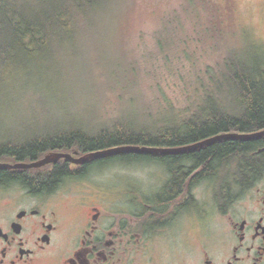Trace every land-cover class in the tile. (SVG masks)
<instances>
[{
    "label": "trees",
    "instance_id": "16d2710c",
    "mask_svg": "<svg viewBox=\"0 0 264 264\" xmlns=\"http://www.w3.org/2000/svg\"><path fill=\"white\" fill-rule=\"evenodd\" d=\"M219 3L185 0L181 7L193 25L202 31L205 27L204 31L211 33L210 48L220 50L212 64L205 63V67L197 70L204 73L207 81L200 82L196 106L186 109L183 120L174 121L177 116L166 117L167 121L166 118L144 120L122 114L96 127L84 121L46 123L50 110L46 116L42 109L61 100L60 84L71 87V79L77 84H87L95 78L92 67L84 69L88 73L66 71L70 63L90 59L87 44L108 23L113 13L110 10H119L120 17L127 13L130 16L132 11L120 6L118 0H0V161H31L50 151L78 150L84 154L126 144L175 147L221 132L264 128V58L244 51L238 53L226 43L227 31L222 26ZM202 11L207 12L209 21L202 22ZM175 14L180 12L174 11L164 19L171 23L176 19ZM198 33L203 41L199 30ZM162 41L160 46H164ZM81 91L79 85L75 99ZM263 142L261 139L218 141L201 149L196 159L202 161L211 154L219 159L234 158L242 168L241 174L248 175L264 165V152L259 157H249L245 152ZM154 156L166 158L171 167L178 164L175 155L139 152L102 156L91 159L90 163L133 162ZM68 165V159L62 158L43 166L44 170L30 168L16 174L11 169H1L0 182L18 176L35 190L50 189L68 173ZM50 166L54 167L53 171L48 170ZM177 176L176 181H180Z\"/></svg>",
    "mask_w": 264,
    "mask_h": 264
},
{
    "label": "flooded vegetation",
    "instance_id": "af4514ba",
    "mask_svg": "<svg viewBox=\"0 0 264 264\" xmlns=\"http://www.w3.org/2000/svg\"><path fill=\"white\" fill-rule=\"evenodd\" d=\"M206 147L153 154L175 155L174 167L144 158L164 163L150 186L96 177L101 172L90 169L101 164L90 160H68V173L50 189L18 176L0 182V264H264V165L242 175L234 158L197 160ZM263 152L264 142L245 153ZM66 201L86 218L78 211L69 222Z\"/></svg>",
    "mask_w": 264,
    "mask_h": 264
},
{
    "label": "rangeland",
    "instance_id": "374dc122",
    "mask_svg": "<svg viewBox=\"0 0 264 264\" xmlns=\"http://www.w3.org/2000/svg\"><path fill=\"white\" fill-rule=\"evenodd\" d=\"M216 1L222 8L226 43L238 53L244 51L264 58V0ZM184 2L118 0L120 6L132 11L130 16L127 13L120 17L119 10H110L113 13L108 23L87 44L90 59L70 63L66 71L88 73L84 69L92 67L95 78L87 84H77L75 79H71V87L66 83L60 84L61 100L58 104L48 103L39 109L45 114L50 110L45 122L57 125L84 121L97 127L122 114L144 120L177 116L174 121H182L186 109L196 106L200 82L207 81L204 73H197V70L205 67V63L212 64L220 54V50L210 48L211 33L204 31L205 27L202 31L193 25L183 13L181 7ZM174 11L180 14H175L176 19L169 23L170 20L164 18ZM202 12V22L209 21L207 12ZM160 41L164 46H160ZM167 41L171 42L164 43ZM79 85H82V91L75 99ZM45 122L40 121L41 124ZM162 165L161 161L144 159L133 162L114 160L90 170L92 173L101 172L94 176L106 181L113 176L125 178V181L136 177L143 186H150L156 183ZM236 166L235 162L230 163V172ZM4 191L0 188V198L6 193ZM64 206H68L67 201ZM79 209L80 217L86 218L87 214ZM78 211L75 207H67L64 211L67 220L71 222Z\"/></svg>",
    "mask_w": 264,
    "mask_h": 264
},
{
    "label": "water",
    "instance_id": "95a60500",
    "mask_svg": "<svg viewBox=\"0 0 264 264\" xmlns=\"http://www.w3.org/2000/svg\"><path fill=\"white\" fill-rule=\"evenodd\" d=\"M262 136H264V129L255 132L218 133L206 137L204 139L198 140L194 143H190L182 146H175V147L126 144V145H117L103 149L93 150L84 154H79V152L71 153L64 151H50L46 153L44 157L36 160L17 161V162L0 161V169L40 168L49 163H55L62 158H66L74 164H84L87 161L94 158L107 156V155H114L121 152H139L146 154H159V153L175 154V153H181V152H187L190 150L199 149L222 140H232V139L251 140V139L260 138Z\"/></svg>",
    "mask_w": 264,
    "mask_h": 264
},
{
    "label": "bare ground",
    "instance_id": "6f19581e",
    "mask_svg": "<svg viewBox=\"0 0 264 264\" xmlns=\"http://www.w3.org/2000/svg\"><path fill=\"white\" fill-rule=\"evenodd\" d=\"M262 129H264V128H262ZM262 129H260V130H262ZM257 131H259V130H257ZM228 132H241V131H228ZM252 132H255V131H252ZM221 133H225V132H221ZM232 140H241V139H232ZM252 140V139H251ZM223 141V140H222Z\"/></svg>",
    "mask_w": 264,
    "mask_h": 264
}]
</instances>
